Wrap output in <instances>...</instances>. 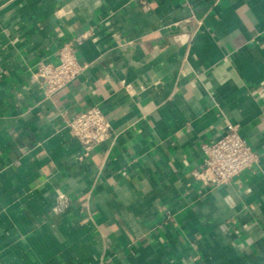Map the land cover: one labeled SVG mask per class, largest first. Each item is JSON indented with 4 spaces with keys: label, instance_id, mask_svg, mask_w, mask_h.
I'll return each mask as SVG.
<instances>
[{
    "label": "crops",
    "instance_id": "obj_1",
    "mask_svg": "<svg viewBox=\"0 0 264 264\" xmlns=\"http://www.w3.org/2000/svg\"><path fill=\"white\" fill-rule=\"evenodd\" d=\"M64 44L84 68L47 96ZM228 124L258 159L205 183ZM0 264H264V0H0Z\"/></svg>",
    "mask_w": 264,
    "mask_h": 264
},
{
    "label": "built area",
    "instance_id": "obj_2",
    "mask_svg": "<svg viewBox=\"0 0 264 264\" xmlns=\"http://www.w3.org/2000/svg\"><path fill=\"white\" fill-rule=\"evenodd\" d=\"M58 58L56 63L39 62L34 72V77L40 80L47 96L67 84L84 68V64L79 62L69 44L59 48ZM67 126L82 144L84 155H88L94 145L110 136V124L98 106L75 113L68 119ZM201 148L204 153L203 161L193 174L203 182L213 185L229 182L258 159V152L241 136L237 125L234 124H228L226 131L219 138L202 144ZM57 200L60 204L66 201V197L61 194ZM58 208L57 205L54 209Z\"/></svg>",
    "mask_w": 264,
    "mask_h": 264
}]
</instances>
